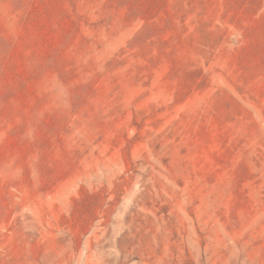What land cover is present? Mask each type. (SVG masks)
Wrapping results in <instances>:
<instances>
[{
    "label": "rangeland",
    "instance_id": "374dc122",
    "mask_svg": "<svg viewBox=\"0 0 264 264\" xmlns=\"http://www.w3.org/2000/svg\"><path fill=\"white\" fill-rule=\"evenodd\" d=\"M0 264H264V0H0Z\"/></svg>",
    "mask_w": 264,
    "mask_h": 264
},
{
    "label": "trees",
    "instance_id": "16d2710c",
    "mask_svg": "<svg viewBox=\"0 0 264 264\" xmlns=\"http://www.w3.org/2000/svg\"><path fill=\"white\" fill-rule=\"evenodd\" d=\"M13 1H14L16 6H20L21 7L25 0H13Z\"/></svg>",
    "mask_w": 264,
    "mask_h": 264
}]
</instances>
